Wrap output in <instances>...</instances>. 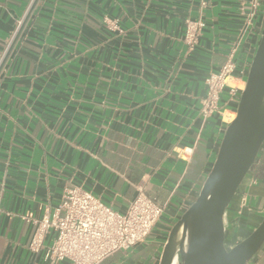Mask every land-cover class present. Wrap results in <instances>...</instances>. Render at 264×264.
Masks as SVG:
<instances>
[{
	"label": "crops",
	"instance_id": "0c3cea01",
	"mask_svg": "<svg viewBox=\"0 0 264 264\" xmlns=\"http://www.w3.org/2000/svg\"><path fill=\"white\" fill-rule=\"evenodd\" d=\"M250 1L0 0V264H50L53 233L33 247L34 222L72 187L119 213L138 190L161 205L144 243L100 263L159 264L212 167L225 116L236 111L264 0L239 41L220 113L203 121L199 100L239 40ZM199 17L205 27L188 51L185 20ZM244 194L253 213L242 218L255 223L264 212V152ZM233 227L234 243L250 229ZM249 264H264V247Z\"/></svg>",
	"mask_w": 264,
	"mask_h": 264
},
{
	"label": "water",
	"instance_id": "95a60500",
	"mask_svg": "<svg viewBox=\"0 0 264 264\" xmlns=\"http://www.w3.org/2000/svg\"><path fill=\"white\" fill-rule=\"evenodd\" d=\"M235 113L195 201L172 226L159 264H248L264 246V212L255 223L242 218L253 213L242 199L264 152V21ZM241 222L250 229L234 243L233 225Z\"/></svg>",
	"mask_w": 264,
	"mask_h": 264
},
{
	"label": "built area",
	"instance_id": "2783aa9c",
	"mask_svg": "<svg viewBox=\"0 0 264 264\" xmlns=\"http://www.w3.org/2000/svg\"><path fill=\"white\" fill-rule=\"evenodd\" d=\"M257 8L256 0L250 1L247 11L241 8L245 24L240 29L239 40L229 50L220 68L204 80L206 92L199 100V114L203 121L215 113H220L219 100L236 68L235 57L239 41L254 27ZM204 27L205 23L201 17L185 20L183 42L188 51L198 45ZM235 94V89L232 88L230 95ZM235 115L233 111L225 116L226 126ZM245 203L244 194L243 206ZM162 213L163 207L147 197L142 190H138L137 196L130 202L126 211L119 213L91 192L72 187L62 195L51 216H43L34 222L37 227L32 246L37 247L44 237L52 232V242L44 252V259L50 264L62 261H68L70 264H100L118 251H127L144 243Z\"/></svg>",
	"mask_w": 264,
	"mask_h": 264
},
{
	"label": "rangeland",
	"instance_id": "374dc122",
	"mask_svg": "<svg viewBox=\"0 0 264 264\" xmlns=\"http://www.w3.org/2000/svg\"><path fill=\"white\" fill-rule=\"evenodd\" d=\"M259 166H260V164H259L257 167H259ZM263 247H264V246H263ZM263 247H262V248H263ZM249 263H250V262H249Z\"/></svg>",
	"mask_w": 264,
	"mask_h": 264
}]
</instances>
